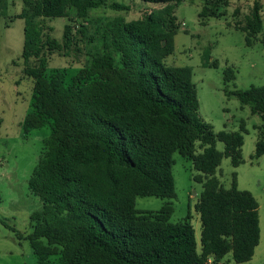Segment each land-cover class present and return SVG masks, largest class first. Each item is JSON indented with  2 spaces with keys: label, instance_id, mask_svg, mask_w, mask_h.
I'll return each mask as SVG.
<instances>
[{
  "label": "trees",
  "instance_id": "1",
  "mask_svg": "<svg viewBox=\"0 0 264 264\" xmlns=\"http://www.w3.org/2000/svg\"><path fill=\"white\" fill-rule=\"evenodd\" d=\"M143 1L165 6L142 18L108 22L102 50L70 85L61 72L49 78L45 72L49 54L69 50L80 39L68 23L60 43L45 32V20L82 22L108 0H22L15 16L25 22L24 72L34 83L33 111L26 115L24 129H38L46 119L52 128L29 178L42 201L31 215L33 231L27 237L38 264H218L228 254L235 263H248L260 243L258 200L238 188L236 173L229 188L216 176L224 157L235 167L244 162L245 122L238 131L215 132L200 116L192 68L166 63L175 49L180 28L175 7L182 0ZM205 2L200 16L208 14L212 0ZM109 5L129 9L116 1ZM6 7L7 0H0V10ZM262 8L261 0H254L245 22L235 23L247 44L263 31ZM86 33L81 24L78 34ZM211 58L208 48L203 65L218 67ZM235 78L234 69L227 67L224 81ZM227 93L261 117L253 156L258 159L264 155V86ZM218 141L224 150L216 147ZM176 152L192 160L199 172L195 179L203 183L195 204L199 242L190 215L170 220V201L158 210L136 206L138 196L175 197Z\"/></svg>",
  "mask_w": 264,
  "mask_h": 264
},
{
  "label": "rangeland",
  "instance_id": "2",
  "mask_svg": "<svg viewBox=\"0 0 264 264\" xmlns=\"http://www.w3.org/2000/svg\"><path fill=\"white\" fill-rule=\"evenodd\" d=\"M114 1L128 5L129 9L112 8L109 4ZM253 2L212 0L208 14L200 16L205 0H182L175 7L180 23L174 38L175 49L166 59L168 65L192 68L200 116L215 132L238 131L240 124L245 122L244 162L235 167L229 157H224L216 176L224 187L229 188L236 173L238 188L250 191L258 200L260 243L250 262L235 263L228 254L218 264H264V155L258 159L253 157L259 139L256 127L262 120L258 114L251 113L249 105H243L236 95L227 93L264 86V27L251 44L246 43V34L235 27L236 21L245 22ZM164 6L165 3L143 0H108L107 6L93 10L82 22L68 17L46 19L45 32L60 43H63L64 27L68 23L80 39L69 50L49 54L46 77L59 71L64 75L66 85H70L80 69L88 66L93 55L102 50L101 35L108 22L117 17L127 21L142 18ZM22 7V0H7L6 10H0V264H38L27 237L33 231L31 215L42 208V201L30 188L29 178L45 152L44 139L52 129L51 120L47 119L38 129L29 132L24 129L25 117L33 111L34 83L24 72L25 22L23 18L15 17ZM212 11L220 15L209 16ZM70 14L75 17L73 10ZM81 24L87 27L84 37L78 34ZM208 48L211 60H217L218 67L203 65L204 52ZM227 67L234 69L236 78L226 83L224 70ZM216 147L222 151L224 143L218 141ZM174 160L175 197L169 200L138 196L136 206L144 211L158 210L170 201L174 207L170 220L180 222L190 215L199 242L201 219L195 204L203 183L195 179L199 172L189 157L176 152ZM52 261L58 263L59 259L53 257ZM207 264L214 263L210 260Z\"/></svg>",
  "mask_w": 264,
  "mask_h": 264
},
{
  "label": "crops",
  "instance_id": "3",
  "mask_svg": "<svg viewBox=\"0 0 264 264\" xmlns=\"http://www.w3.org/2000/svg\"><path fill=\"white\" fill-rule=\"evenodd\" d=\"M262 4H263V8H262V11H261V14H262V19H263V13H264V0H261Z\"/></svg>",
  "mask_w": 264,
  "mask_h": 264
}]
</instances>
